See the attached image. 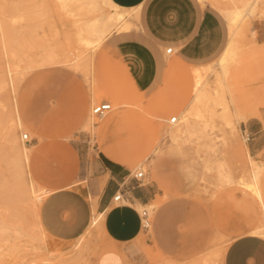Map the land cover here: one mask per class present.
Segmentation results:
<instances>
[{"label":"rangeland","instance_id":"obj_1","mask_svg":"<svg viewBox=\"0 0 264 264\" xmlns=\"http://www.w3.org/2000/svg\"><path fill=\"white\" fill-rule=\"evenodd\" d=\"M84 1L0 0V264H221L235 237L264 238V0H146L160 3L156 18L176 13L199 23L197 45L189 36L161 41L158 57L143 24L146 5L130 32L112 28L97 41L83 31L105 6ZM233 11L234 55L224 72L217 58ZM157 24L164 33L165 21ZM195 69L207 78L197 104ZM101 102L111 108L99 118L91 107ZM100 142L131 172L144 171L139 188L151 199L136 208L145 206L151 222L133 255L105 239L96 214L66 241L49 237L38 219L42 189L56 186L81 191L96 208L90 184L94 175L105 179L93 162ZM25 144L35 151L34 185Z\"/></svg>","mask_w":264,"mask_h":264},{"label":"crops","instance_id":"obj_2","mask_svg":"<svg viewBox=\"0 0 264 264\" xmlns=\"http://www.w3.org/2000/svg\"><path fill=\"white\" fill-rule=\"evenodd\" d=\"M111 1L124 8H137V17L134 18L135 20H130L133 26L125 30L117 29L118 32H130L136 25L135 21L138 20V10L141 6H147L144 8L145 12H143L142 19L145 29L149 32L148 44L153 49V56L158 57L161 55L162 52L158 48V44L161 41L176 44L182 37L187 39L189 36L190 43L194 42L197 45L199 23L196 17H189L183 21L180 14L176 16V13H174L173 16L165 14L163 17L156 18V14L152 11L157 8L156 6H160V3H147L146 0ZM157 21H165L164 33L159 29L161 26L157 24ZM183 25L186 26L185 29L182 28ZM227 28L229 40V21L227 22ZM194 88L195 84L193 85V94ZM15 110L21 121L16 96ZM244 128L250 133L246 126ZM28 146L29 151L25 170L27 175L29 174V180L33 182L30 173H35V151L31 150L30 145ZM100 146L102 153L97 158L96 152L93 162L96 171L99 169L105 179L103 182L100 181L99 185L97 175H94L90 184L91 191L97 196L96 208L95 204L91 207V204L81 191L66 186H56V188L51 190L42 189V191L47 193L40 200L38 219L44 232L49 237L66 241L82 235L87 225H89L91 217L96 214L97 224L101 222L105 231V233L103 232L105 239L113 245L121 244L125 247V244H128L125 249L129 254L133 255L137 253V246L133 242L141 231L136 205H146L151 197L147 189L139 188L140 185H137L131 179L132 172L120 162L122 160L119 159V155L114 153L108 147V144L100 142ZM156 146L154 145L151 149L152 153ZM158 149L159 145L157 146V151ZM123 179H127L129 182L127 194L130 199L126 203L116 205L112 202V196ZM150 206L156 208L157 205L152 204ZM91 208L95 209L94 214ZM222 257L221 264H264V238L251 232L239 235L229 242Z\"/></svg>","mask_w":264,"mask_h":264},{"label":"bare ground","instance_id":"obj_3","mask_svg":"<svg viewBox=\"0 0 264 264\" xmlns=\"http://www.w3.org/2000/svg\"><path fill=\"white\" fill-rule=\"evenodd\" d=\"M59 1V0H58ZM61 2L63 3L64 2V0L62 1L61 0ZM85 2V4H87V6H91V7H95V9H98V5L100 4V5H103V6H105V9H102L101 10V13H100V15H98L97 17L96 16H94V18H93V20L91 19V21L88 23V22H86V23H88L87 25H86V28H85V30L86 31H83V32H85V33H87L88 31L89 32H93L96 36H94V34L92 33H90L91 35H93L92 37H93V39L94 40H102L106 35H108L110 32H111V29L112 28H117V29H120V30H125V29H129L131 26H133V23H132V21H130V19H128L127 18V16H133V18L135 17H137V8H124V7H121V6H119V5H117V4H115V3H113L111 0H85L84 1ZM138 4V3H137ZM69 5V4H68ZM84 5V4H83ZM85 6V5H84ZM135 6V5H134ZM90 7V8H91ZM100 7V6H99ZM60 9V8H59ZM65 9V8H64ZM94 8H92V10H93ZM94 9V10H95ZM101 9V8H100ZM129 9L131 10V11H129ZM88 12V11H87ZM96 12H97V10H96ZM239 15V12L238 11H233L232 12V15L229 17V19H230V21H229V33H230V37H229V40H228V42H227V44H226V46H225V48H224V50L222 51V53L220 54V56H219V58H217L218 60H217V64H219L220 66H221V71H224V70H222V66L223 65H226L227 63H226V59L229 57V56H233V55H231V53H232V51H233V49H232V38H233V35L235 34V32H236V19H237V17H239L238 16ZM96 17V18H95ZM131 18V17H130ZM135 20V19H134ZM133 20V21H134ZM79 26V25H78ZM83 26V23H81V25L79 26L80 28ZM79 28V29H80ZM83 28V27H82ZM82 28L80 29V30H82ZM77 30H78V28H77ZM83 32H81L82 34H83ZM85 33H84V35H82L83 37H85L86 35H85ZM78 35H80V32H79V34ZM91 35L89 36V38L88 39H92V37H91ZM83 37H79V39H83ZM86 38V37H85ZM90 39V40H91ZM88 41V40H87ZM83 43L84 44H86V41H83ZM89 44V43H88ZM98 45H99V43H97ZM235 44V43H234ZM87 45V44H86ZM98 45H96V47L98 46ZM93 46H95V45H93ZM84 47H85V45H84ZM91 47V46H90ZM48 49V48H47ZM166 50V49H165ZM48 51H49V49H48ZM55 51V50H54ZM53 51V53H55ZM67 53V52H66ZM234 53V52H233ZM60 54V53H59ZM63 54H65V52L63 53ZM49 55V54H48ZM54 55V54H53ZM65 55H68V54H65ZM64 56V55H63ZM63 56H61V57H63ZM41 57H43V56H41ZM51 57V56H50ZM55 57V56H54ZM68 58H69V56H67ZM49 58V57H48ZM40 59V58H39ZM38 59V60H39ZM45 59V58H44ZM67 59V58H66ZM70 59V61H68V59L66 60V61H68V63L69 64H72V63H70L71 62V58H69ZM229 59V58H228ZM230 59H231V57H230ZM36 60H37V58H36ZM74 61V60H73ZM227 61H230V60H227ZM38 62V61H37ZM74 62H77V61H74ZM225 63V64H224ZM78 64V63H77ZM77 64L75 63L74 65H76L77 66ZM73 65V66H74ZM28 66V65H27ZM195 67V66H194ZM200 68V67H199ZM226 67L224 66V69H225ZM25 69H26V67H25ZM32 69V68H31ZM29 71V70H28ZM193 71H195V73H196V76H194V77H196L195 78V88H194V94H193V97H192V99H191V101L193 102V104H197V102L199 101V100H201V98L203 97V96H205V93L206 92H203V90H204V86H206L207 85V78H202V74H201V72H200V70L199 69H195V70H193ZM20 72V71H19ZM26 72V71H25ZM225 72V71H224ZM21 73V72H20ZM194 73V72H193ZM204 75V74H203ZM206 76V75H205ZM207 77V76H206ZM202 103V102H201ZM191 105V104H190ZM196 106V105H195ZM194 106V107H195ZM192 108V107H191ZM13 109H14V115H15V120H16V122H17V124L18 125H21V121L19 120V118H18V116H17V114H16V110H15V97H14V103H13ZM193 109V108H192ZM226 112V111H225ZM169 119H171V117L169 118ZM226 120H228V119H226ZM177 122V121H176ZM227 123L229 124V128L230 129H234V125L233 124H231V122L230 121H227ZM226 123V124H227ZM227 124V125H228ZM10 132V130L8 131V133ZM25 133H22L21 134V136H23ZM28 135V134H27ZM158 146V145H157ZM157 146L155 147V149L153 150V153H155L156 151H157ZM28 151H29V146H27L26 144H25V146H24V148H23V150H22V153H23V155H22V161H23V163H24V168L26 167L25 165H26V161H27V154H28ZM20 157V156H19ZM258 163V162H257ZM256 162L255 163H253L252 165H253V167H256L258 164H257ZM33 185H34V183L32 182V181H30ZM31 192V191H30ZM34 192V191H33ZM34 201V200H33ZM37 203V202H36ZM33 206H35V205H33ZM37 206V205H36ZM150 207H152V206H150Z\"/></svg>","mask_w":264,"mask_h":264},{"label":"built area","instance_id":"obj_4","mask_svg":"<svg viewBox=\"0 0 264 264\" xmlns=\"http://www.w3.org/2000/svg\"><path fill=\"white\" fill-rule=\"evenodd\" d=\"M166 53H172V47H167L165 50ZM111 108L110 103H97L92 105L91 107V113L95 115L96 117H103L109 111ZM177 121V117L173 116L171 119H169L170 123H175ZM243 134H244V139L247 141L251 138L250 133L243 128ZM23 139H27L28 135L25 133L22 136ZM131 179L135 181L137 185H140V181L143 180L144 178V171L140 169H136L134 172L131 173ZM128 185L129 182L127 179H123L120 184H118V188L115 191V193L112 196V202L116 205L126 203L129 199L130 196L127 194L128 190ZM138 217H139V224L141 229H147L150 225L151 219H150V213L149 210L143 206L139 211H137Z\"/></svg>","mask_w":264,"mask_h":264}]
</instances>
